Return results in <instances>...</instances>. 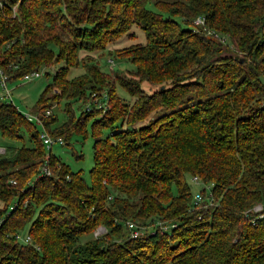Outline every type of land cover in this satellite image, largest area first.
Wrapping results in <instances>:
<instances>
[{"label":"trees","instance_id":"16d2710c","mask_svg":"<svg viewBox=\"0 0 264 264\" xmlns=\"http://www.w3.org/2000/svg\"><path fill=\"white\" fill-rule=\"evenodd\" d=\"M0 70L42 71L41 128L66 143L88 124L91 161L86 182L0 97V264H264V0H0Z\"/></svg>","mask_w":264,"mask_h":264},{"label":"rangeland","instance_id":"374dc122","mask_svg":"<svg viewBox=\"0 0 264 264\" xmlns=\"http://www.w3.org/2000/svg\"><path fill=\"white\" fill-rule=\"evenodd\" d=\"M132 29H135V28L132 27ZM134 33L135 35L133 39L126 37L122 39L116 45L124 46L131 42L142 41L143 37L140 31L138 29H137V32L136 30H134ZM227 45H230V44L227 42ZM230 52H233V51H230ZM236 55L238 54L236 53ZM108 59L112 60L113 64L115 65L113 68H116V67L118 68L119 66H121L119 62L113 59L112 57L103 56V58L100 60L101 69L107 70V67L105 66V61ZM52 67L53 66H49L47 68L49 72H51V70L53 69ZM79 70H80L79 68L70 69L67 75L74 76L80 72ZM42 74L37 78H31L28 80L18 79V80H12V81L6 82V87L9 90V95L11 98V104L22 115H29V114L32 115V113H35V111H33L35 101L38 98L39 94L43 91L45 85L47 84L49 80L48 77H44ZM145 86H146L145 84H142L143 88H145ZM117 94L122 98L125 97L124 92L120 90L119 88L117 89ZM63 102H64L63 100L59 101L57 104L51 102L49 106H47L45 109L42 110L44 111L46 109H49V114H52L54 116V121L52 123V126L56 124H60L65 120V117L61 113V107L63 105ZM82 109H83V106H82ZM74 114H76V111H74ZM35 125H36L37 132H40L42 130L41 126L38 124H35ZM85 129H86V137L84 139H80L78 135L72 134L66 140V143L65 141L63 142L65 144L52 145L50 148V153L59 156L60 159L69 166L71 171L80 170L81 176L87 182V170L91 164L90 163L91 162L90 161V136H89V125L88 124L86 125ZM105 132L106 131H103L102 134H104ZM22 137H23V141H25V138H26L25 134H23ZM0 142H4V139L0 138ZM12 143L16 147L19 146L18 142L13 141ZM184 178L189 184L190 193H193L202 187L200 184H193L190 181L191 180L190 176L184 175ZM86 236L89 237V235H86Z\"/></svg>","mask_w":264,"mask_h":264},{"label":"built area","instance_id":"2783aa9c","mask_svg":"<svg viewBox=\"0 0 264 264\" xmlns=\"http://www.w3.org/2000/svg\"><path fill=\"white\" fill-rule=\"evenodd\" d=\"M192 24L194 26H199L203 31H204V34L205 35H208L210 36V38H214L220 42L224 41V37L220 36V35H217L216 33L210 31V30H206L204 27H203V23H202V20L200 18H195L193 21H192ZM106 63H107V68L108 69H111L113 67V62L112 60H106ZM41 71L37 70V71H32L30 73H27V74H24L20 77V80H28V79H31V78H36V77H39L41 75ZM6 82H7V76L0 70V97L5 99L6 101L8 100V102L11 103V98H10V95H9V90L8 88L6 87ZM52 91H54V89H52ZM102 98H104V96L98 98V96H96V94L94 93H91L90 96H89V100H88V103H92L94 104L95 107H98L100 108L101 110L104 109V105L103 103L100 101ZM88 104H85L84 105V109L85 110H88ZM42 115L46 116L49 114V109H46L44 111L41 112ZM24 118L27 120V121H31V122H34L35 124H38L41 126V123H40V116L39 114L37 113H32V115H23ZM37 137L40 139L41 143L43 144V147L45 149V151H49L51 146L54 145V144H58V145H61L63 144V139L60 138L59 136H50L48 135L43 129L38 132L37 134ZM0 152H2V149L0 147ZM47 158V152L46 154H44V159ZM41 174H48V170H47V167L45 165V162H43V164L39 167V172L38 174L36 175V177L40 176ZM193 184H200L202 185V183L199 181V179L196 177V176H191V180H190ZM200 200V194L197 191L193 192L191 194V202L193 205L197 204L198 201ZM253 211H258L259 210V206H255L253 209ZM264 214V213H263ZM124 225L127 227V229L129 230V234L130 236L134 237L136 235H138V233L140 234L142 232V229L141 227L137 228V226H135L133 223L131 222H128L126 221L124 223ZM168 225L160 222V221H153V223L149 226V232L150 233H154V230H157L159 233H162L165 231V229L167 228ZM104 232V229L100 226L96 227L94 229V231L92 232L93 236H96L98 234H101ZM15 239L17 240H21L22 242H29V239L27 236H24V237H21L19 235H15L14 236Z\"/></svg>","mask_w":264,"mask_h":264},{"label":"water","instance_id":"95a60500","mask_svg":"<svg viewBox=\"0 0 264 264\" xmlns=\"http://www.w3.org/2000/svg\"><path fill=\"white\" fill-rule=\"evenodd\" d=\"M212 41H214L215 43H218L219 41L214 39V38H211Z\"/></svg>","mask_w":264,"mask_h":264},{"label":"crops","instance_id":"0c3cea01","mask_svg":"<svg viewBox=\"0 0 264 264\" xmlns=\"http://www.w3.org/2000/svg\"><path fill=\"white\" fill-rule=\"evenodd\" d=\"M37 78V77H36Z\"/></svg>","mask_w":264,"mask_h":264}]
</instances>
